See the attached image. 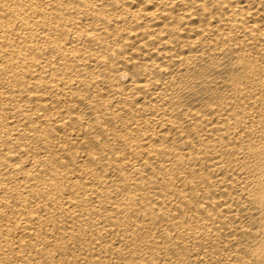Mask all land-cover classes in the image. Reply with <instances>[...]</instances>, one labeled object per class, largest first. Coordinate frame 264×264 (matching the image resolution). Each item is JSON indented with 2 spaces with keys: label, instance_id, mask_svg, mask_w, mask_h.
Segmentation results:
<instances>
[{
  "label": "bare ground",
  "instance_id": "bare-ground-1",
  "mask_svg": "<svg viewBox=\"0 0 264 264\" xmlns=\"http://www.w3.org/2000/svg\"><path fill=\"white\" fill-rule=\"evenodd\" d=\"M0 264H264V0H0Z\"/></svg>",
  "mask_w": 264,
  "mask_h": 264
}]
</instances>
